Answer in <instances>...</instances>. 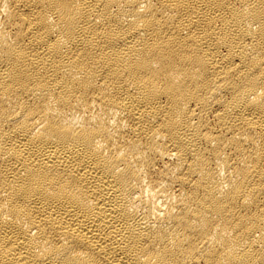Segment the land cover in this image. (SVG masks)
I'll list each match as a JSON object with an SVG mask.
<instances>
[{
    "label": "bare ground",
    "instance_id": "obj_1",
    "mask_svg": "<svg viewBox=\"0 0 264 264\" xmlns=\"http://www.w3.org/2000/svg\"><path fill=\"white\" fill-rule=\"evenodd\" d=\"M0 264H264V0H0Z\"/></svg>",
    "mask_w": 264,
    "mask_h": 264
}]
</instances>
